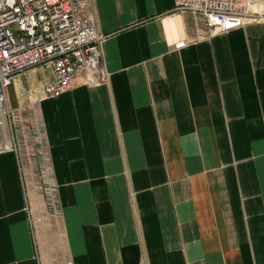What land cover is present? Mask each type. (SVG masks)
<instances>
[{"label":"crops","instance_id":"crops-1","mask_svg":"<svg viewBox=\"0 0 264 264\" xmlns=\"http://www.w3.org/2000/svg\"><path fill=\"white\" fill-rule=\"evenodd\" d=\"M91 1L108 80L9 87L39 100L62 211L0 153V264H264V18L197 37L175 0Z\"/></svg>","mask_w":264,"mask_h":264},{"label":"built area","instance_id":"built-area-1","mask_svg":"<svg viewBox=\"0 0 264 264\" xmlns=\"http://www.w3.org/2000/svg\"><path fill=\"white\" fill-rule=\"evenodd\" d=\"M91 7V0H0V153H15L25 188L33 182L57 216L62 210L39 100L13 105L9 87L22 71L36 65L54 71V79L45 85L50 96L72 87L78 76L89 84L107 81L101 47L107 34L98 29ZM173 9L196 17L197 37L264 18V0H175ZM30 221L35 235L32 215ZM51 264L74 263L59 256Z\"/></svg>","mask_w":264,"mask_h":264}]
</instances>
